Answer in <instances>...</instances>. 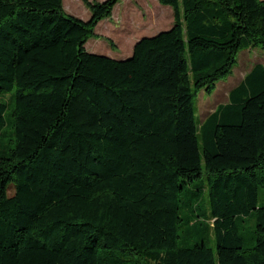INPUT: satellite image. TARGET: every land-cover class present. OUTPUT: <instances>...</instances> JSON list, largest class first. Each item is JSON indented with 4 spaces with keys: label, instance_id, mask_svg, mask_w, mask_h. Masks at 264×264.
Masks as SVG:
<instances>
[{
    "label": "trees",
    "instance_id": "obj_1",
    "mask_svg": "<svg viewBox=\"0 0 264 264\" xmlns=\"http://www.w3.org/2000/svg\"><path fill=\"white\" fill-rule=\"evenodd\" d=\"M118 1L83 0L84 20L0 0V264H264V63L201 123L195 106L264 49V0H158L172 27L88 51Z\"/></svg>",
    "mask_w": 264,
    "mask_h": 264
},
{
    "label": "rangeland",
    "instance_id": "obj_2",
    "mask_svg": "<svg viewBox=\"0 0 264 264\" xmlns=\"http://www.w3.org/2000/svg\"><path fill=\"white\" fill-rule=\"evenodd\" d=\"M63 6L68 13L79 18L87 20L90 17L91 12L83 0H63ZM173 23V8L170 5L162 4L158 0H119L112 14L98 22L95 27V35L88 39L85 46L91 52L96 49L93 53L122 58L125 55H130L129 53L138 39L169 29ZM258 62L264 63V49L260 47L244 49L239 53L238 62L232 74L227 79L220 81L212 94H208L203 90L199 91L195 95L197 121L201 123L220 103L227 102L230 90ZM7 102L8 123L5 130L7 131L6 138L9 139L11 137L13 102L9 99H7ZM206 198L207 193H204L199 200L203 208L207 206L205 204ZM258 205H264V187L259 188ZM198 211L200 212V210ZM196 213L197 211L193 212L191 207L184 205L181 208L180 215L183 217V226L180 231L182 233ZM254 225L255 213H252L246 218V227L252 229ZM206 234L207 230L201 228L200 231H192L187 238L190 243H193L205 236L207 243L215 248L213 234H210V236H206ZM187 238L186 236L181 238L183 244L188 242Z\"/></svg>",
    "mask_w": 264,
    "mask_h": 264
},
{
    "label": "crops",
    "instance_id": "obj_3",
    "mask_svg": "<svg viewBox=\"0 0 264 264\" xmlns=\"http://www.w3.org/2000/svg\"><path fill=\"white\" fill-rule=\"evenodd\" d=\"M135 44V43H134ZM133 47H134V45H133ZM91 50H93V49H91ZM96 49H94L93 50V52L95 51ZM133 53V49H132V51L129 53L130 55ZM130 55H125V57H127V56H130Z\"/></svg>",
    "mask_w": 264,
    "mask_h": 264
},
{
    "label": "water",
    "instance_id": "obj_4",
    "mask_svg": "<svg viewBox=\"0 0 264 264\" xmlns=\"http://www.w3.org/2000/svg\"><path fill=\"white\" fill-rule=\"evenodd\" d=\"M138 40H139V39H138ZM138 40H137V41H138ZM137 41H136V42H137ZM136 42H135V43H136Z\"/></svg>",
    "mask_w": 264,
    "mask_h": 264
}]
</instances>
